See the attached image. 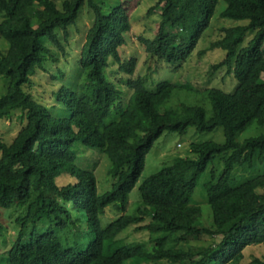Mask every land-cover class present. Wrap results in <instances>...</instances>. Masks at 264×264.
<instances>
[{"label":"trees","instance_id":"trees-1","mask_svg":"<svg viewBox=\"0 0 264 264\" xmlns=\"http://www.w3.org/2000/svg\"><path fill=\"white\" fill-rule=\"evenodd\" d=\"M220 1L226 3L222 17L248 22L223 27V36L211 45L226 53L213 69L226 67L238 86L233 92L205 88L202 92L212 103L209 111L186 103L161 110L175 89L169 81L151 91L143 77H132L127 82L132 94L125 100L123 90L108 80L105 71L112 61L129 74L137 65L135 57L120 56L131 29L123 6L105 14L96 0H0V36L9 43L0 53V76L8 79L0 94V118L21 108V117L28 120L12 142L0 137V215L13 223L8 227L0 220V264H241L245 248L264 245V172L234 184L236 168L264 166V133L236 140L253 122L264 127V0H158L152 7L162 10L156 34L139 39L157 60L184 63ZM85 4L95 14L81 52L80 76L86 81L76 90L65 85L57 91L58 102L69 112L60 118L24 85L46 62H58L47 43L64 49L61 31L68 37ZM250 31L254 35L244 44ZM192 126L200 132L222 126L225 142L192 143L196 157H179L146 178L140 185L143 204L135 213H125L156 140L166 130L186 134ZM77 145L97 149L111 160L115 182L105 193H99L93 171L76 167ZM217 159L223 162L220 172L212 166ZM209 168L204 188L213 226L200 227L201 207L193 195ZM63 173L77 176V181L58 184L55 178ZM109 205L123 213L103 226L101 217ZM76 208L86 215L87 230L73 213ZM129 226L148 231L152 245L130 242L112 249L109 242ZM192 240L202 243L194 249ZM250 264H264V258Z\"/></svg>","mask_w":264,"mask_h":264},{"label":"rangeland","instance_id":"rangeland-1","mask_svg":"<svg viewBox=\"0 0 264 264\" xmlns=\"http://www.w3.org/2000/svg\"><path fill=\"white\" fill-rule=\"evenodd\" d=\"M96 1L100 4L105 14H108L117 5H121L126 9L130 18L131 29L126 34L127 42L121 47L120 56L123 60L131 57L137 59L134 73L129 74L121 71L119 69V63L116 61H112L111 65L105 71L108 80L123 90L125 100H128L129 96L132 94V90L127 87V82L132 77H134V79L143 77L145 86L151 91H156L158 85L163 81H169L175 85L173 93L164 101L161 110L165 107H177L181 103H186L199 104L211 111L212 103L202 92L205 88L217 87L226 92H233L237 88L238 80L226 67L219 68L218 70L213 69V64L222 60L226 54L220 48H211L212 43L223 36V27L246 24L248 22L247 20L222 17L221 12L226 7L224 1L219 2L210 26L199 40L189 60L177 65L162 62L152 57L139 39V37L152 39L156 34L161 21L162 10L156 7L152 9V7L156 5L158 0ZM94 25V11L88 4H85L80 11L77 23L70 28L68 37L61 31V40L64 49L59 48L51 42L47 43L52 54L58 58V62L52 60L46 62L45 69L39 70L32 77L31 82L24 85L25 91L38 103L48 107L55 116L60 118L68 117L69 112L62 103L58 102L56 93L65 85L76 90L77 85L86 81L84 76H80L81 52L92 34ZM180 25L182 29L185 28L183 19L180 20ZM253 35L254 32H248L244 44H247ZM8 47V41L0 36V53H5ZM262 79H264V73ZM7 82L8 79L6 77L0 76V94L6 91ZM22 113V109L18 108L13 111L12 117L5 119L0 118V137L6 142H12L13 138L22 133L25 126L28 124V120L21 117ZM262 133H264V127L253 122L245 130L237 134L236 140L242 142L251 136ZM207 141L224 143V127L220 126L211 132H200L192 126L189 127L186 134L169 132L166 130L156 140L153 148L146 156L145 168L131 192L125 213H135L143 204L140 196V185L146 178L159 172L165 166L171 165L174 160L179 157H196V154L191 148L192 143H203ZM76 151L78 154L74 162L76 167L87 171H93L97 178L99 193L108 191L115 182V179L110 174L112 162L109 157L97 149H87L80 145L76 146ZM1 155L2 152L0 151V157ZM212 166H215L217 171L220 172L223 169V162L217 159ZM212 166H210V168ZM210 168L201 176L195 194L193 195V202L201 207V215L197 221L200 227L213 226V213L204 188V182L210 177ZM263 172L264 166L262 165H256L252 169H242L238 167L234 171V184H239L243 180ZM191 174L192 170L186 172L185 177H190ZM55 179L58 184L65 185L69 182L75 183L77 181V176L63 173L58 175ZM4 211L9 210L5 209ZM73 213L80 216V225L87 230L86 215L77 208L74 209ZM122 213V211L115 209L113 205H109L106 208L105 214L101 217V224L103 226L107 225L109 222L118 218ZM7 216L0 215V220L3 221L6 226L12 227V220L8 219ZM148 220L149 219L146 221ZM10 229V232L13 233L14 229ZM150 238L151 236L148 231H136L132 226H129L115 239H112L109 245L112 249L130 242H147L152 245ZM201 243L202 241L192 240L194 249H197ZM243 252L244 256L241 264H250L255 258H264V245H251L245 248ZM136 263L178 264L177 261L168 260H141L135 262V264Z\"/></svg>","mask_w":264,"mask_h":264}]
</instances>
